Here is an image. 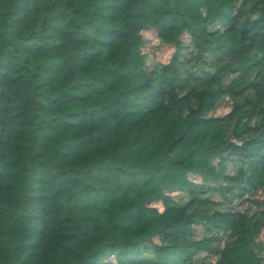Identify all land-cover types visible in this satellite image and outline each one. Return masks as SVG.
Instances as JSON below:
<instances>
[{"label": "trees", "instance_id": "1", "mask_svg": "<svg viewBox=\"0 0 264 264\" xmlns=\"http://www.w3.org/2000/svg\"><path fill=\"white\" fill-rule=\"evenodd\" d=\"M259 190L264 0H0V264H264Z\"/></svg>", "mask_w": 264, "mask_h": 264}, {"label": "rangeland", "instance_id": "2", "mask_svg": "<svg viewBox=\"0 0 264 264\" xmlns=\"http://www.w3.org/2000/svg\"><path fill=\"white\" fill-rule=\"evenodd\" d=\"M145 35L148 37L146 50L152 51L154 54L150 55V62L153 60H159L166 62L170 58L173 53V48L169 45H165L161 42V40L155 35L153 31L146 30L144 31ZM230 103L229 102H222L218 105L216 110L214 111L215 114H225L230 110ZM264 195V190H259L255 193V196L262 197ZM177 194L173 193V199H177ZM168 203L167 202H157L156 205L160 208L165 207ZM257 250L260 254L264 253V229L258 235L257 240Z\"/></svg>", "mask_w": 264, "mask_h": 264}]
</instances>
